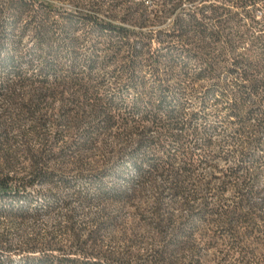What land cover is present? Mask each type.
<instances>
[{
    "label": "trees",
    "instance_id": "obj_1",
    "mask_svg": "<svg viewBox=\"0 0 264 264\" xmlns=\"http://www.w3.org/2000/svg\"><path fill=\"white\" fill-rule=\"evenodd\" d=\"M68 1L74 8L52 0H0V46H11L15 67L0 86V202L39 199L33 209L7 208L9 217L65 209V222L58 223L64 240L29 242L26 260L209 264L202 245L216 247L240 227L250 235L254 220H264V190L255 186L263 170L219 174L211 163L214 170L204 176L194 149L210 151L212 140L192 123L198 108L181 99L211 84L220 91L218 101L231 98L233 118L256 120L238 150L242 158L264 143V0H150L153 15L147 0ZM130 21L140 28L126 25ZM150 22L163 24L141 29ZM125 83L136 92L129 101L116 93ZM106 135L123 143L102 169L71 175L51 166L56 158L106 146ZM22 157L29 169L18 174L11 168ZM82 178L88 184L75 189ZM44 183L70 190V197L35 188ZM228 185L236 189L234 199L224 198ZM93 187L95 197L88 193ZM92 202L103 204L101 213L80 221L78 207ZM131 215L137 223H127Z\"/></svg>",
    "mask_w": 264,
    "mask_h": 264
},
{
    "label": "rangeland",
    "instance_id": "obj_2",
    "mask_svg": "<svg viewBox=\"0 0 264 264\" xmlns=\"http://www.w3.org/2000/svg\"><path fill=\"white\" fill-rule=\"evenodd\" d=\"M58 7L74 8L72 2L68 0H52ZM148 12L151 15L152 6L150 0H147ZM188 7L192 5L188 3ZM117 21H122L117 20ZM163 23H149L148 25L141 27L145 31L156 29ZM131 28L138 30L139 25L134 22H127ZM13 52L11 46H0V86L5 84L4 76L11 77L15 71L14 63L9 61V56ZM111 69L110 71H112ZM225 74V71L223 72ZM225 77V75H224ZM4 81V83H3ZM156 83L152 76L147 77V86L149 90H153ZM198 89V88H197ZM220 91L215 90L211 84L206 83L202 88H199L195 95H183L181 101L186 103V107L192 108L196 106L200 111L199 116L195 117L192 121L195 125L199 126L202 130L203 137L212 140V148L209 151L202 150V147L194 149L195 160L197 162L196 168L204 174L209 176L214 170V166L211 163H216L220 168L219 174L228 172L231 168H239L242 172L243 168H260L262 173L257 182H255L256 188L264 190V143H255L250 148L248 156L242 158L238 153V150L244 146L245 140H247L254 132L253 126L256 123L254 117L248 116L247 119H241L239 117H232L230 113L229 104L231 98L227 95H222L219 101L216 99ZM119 100L125 99L127 101L132 100L136 94L135 89L129 87V84H123L117 91ZM174 100V99H173ZM2 103H0V113ZM218 108V110L213 108ZM262 138H264V128ZM202 136L199 140L201 141ZM70 136L66 135L64 140L69 139ZM64 142V141H63ZM62 142V143H63ZM123 143L122 138L117 139L112 135H106V146L101 148H90L83 152L81 157L73 155H65L56 158L51 161V166L56 171L66 172L71 175H87L102 169L106 159L111 154V150L118 148ZM177 145L174 144L172 150H175ZM199 146V145H198ZM112 156V155H110ZM79 158V159H78ZM79 160V161H78ZM16 168H11L18 174L24 173L29 168H24L29 164L26 157H22ZM81 162V163H80ZM126 168L130 174L135 175L136 168L132 162L126 161ZM113 168L117 170L124 169V166L117 165ZM207 178V177H206ZM89 178H82L74 181L75 189H83L88 184ZM219 182L216 181L215 184ZM54 185L44 183L39 184L38 189H51L56 188L62 193H65L70 197L71 191L62 187H53ZM98 186V184H97ZM96 187L89 190V195L95 197L98 193ZM86 191V190H85ZM236 197V189L234 185H228V189L224 194L225 199H234ZM36 196H33L28 202L24 201H8L0 202V264H35L37 260H26L28 251H25L29 242H40L50 240L53 236L56 240H64L65 234L58 229V223H64L63 212L60 213H45L42 212L38 218H22V217H9L7 216V208L23 206L30 209L36 208L40 201H37ZM229 203L230 201H226ZM226 203V204H227ZM79 203L75 202L78 206ZM103 204H97L92 202L79 206V220H89L93 216L99 215ZM81 208V209H80ZM128 224L137 223V218L133 215L128 216L126 219ZM201 227L205 226V223L199 222ZM252 234H247L244 227H240L237 236L227 234L224 236L223 241L220 240L216 247H205L202 245V253L206 258H211L209 264H264V220L262 218H256L252 224ZM119 234V232H116ZM224 242V243H222ZM227 242V243H225ZM229 243L233 244L234 248L229 249ZM121 245L123 243H114V245ZM40 256L39 254H37ZM10 256V258H8Z\"/></svg>",
    "mask_w": 264,
    "mask_h": 264
}]
</instances>
